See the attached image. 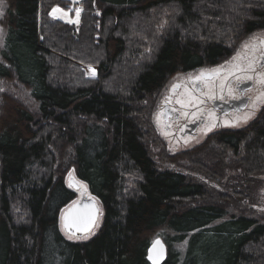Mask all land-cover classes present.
Segmentation results:
<instances>
[{
    "label": "trees",
    "instance_id": "16d2710c",
    "mask_svg": "<svg viewBox=\"0 0 264 264\" xmlns=\"http://www.w3.org/2000/svg\"><path fill=\"white\" fill-rule=\"evenodd\" d=\"M3 4L0 264H148L156 237L162 264H264V222L202 183L264 175V107L212 133V148L172 156L195 179L158 170L143 121L171 79L224 63L263 31L264 0H81L76 24L50 15L66 0ZM83 195L101 214L76 239L60 218Z\"/></svg>",
    "mask_w": 264,
    "mask_h": 264
},
{
    "label": "rangeland",
    "instance_id": "374dc122",
    "mask_svg": "<svg viewBox=\"0 0 264 264\" xmlns=\"http://www.w3.org/2000/svg\"><path fill=\"white\" fill-rule=\"evenodd\" d=\"M69 5L68 10H64L58 7L52 8L50 11V15L52 18L57 19L64 23L76 24L78 21V14H70V10L72 6H77V4L81 0H66ZM4 10L3 0H0V19L2 16V11ZM55 10V11H54ZM2 39V29L0 28V44ZM264 42V30L256 32L254 34L248 35L243 40L239 42V44L234 49L231 57L220 64L218 68L222 70V75L220 76V80L218 84H221L223 88L226 87L227 81L229 79H233L234 82H245L252 81L257 82L261 77L264 80V73L260 72L258 69L259 62V54L261 52V43ZM196 72V71H195ZM177 75L173 79H171L167 86L157 95L156 106L151 113L150 110L147 109V113H145L143 121L145 122L146 127H150L151 130V139L149 140V150L151 153V157L155 161L156 167L159 171H178L187 175L189 177H197L196 170L192 169L189 166L185 165V168H178V164H175L172 161V156H176L178 154L184 152H191L195 148H199L203 146H208L209 148L214 146L213 142H208V137L212 133H218L220 131H224L226 129L236 130L243 128L254 121L261 109L264 107V101L260 106L256 105L257 108L254 112L255 114L250 115L244 120H239L233 124H226V122L221 123L223 127L210 129L209 132H202L196 138H187L179 140L178 136L173 132L175 131V125L173 123H169V126L166 127L162 117V104L165 98L169 95V90L176 86L177 84L181 86V90L178 94L173 95V99L171 100V104L175 108V110L179 113L180 118H186L187 121L191 122L196 119L197 115L201 112L202 107H204V103L211 98H218L222 93H213V94H205V92H197L194 88L188 85L187 80L191 79L194 76V73ZM221 89V88H220ZM6 90L4 87V83L0 82V93ZM17 98H20V94H16ZM166 127V129H165ZM156 142H153V138ZM178 137V138H177ZM190 138V139H189ZM153 139V140H152ZM170 159V160H166ZM192 163V161L190 160ZM65 179L68 183L71 181L75 183L74 174L69 172L65 175ZM199 180H202L199 178ZM250 183L245 185V187H236L235 184L228 182L225 184L224 181L214 182L209 180H202L208 188L215 192L219 198H224L227 201L235 204L242 203L245 209L249 210L252 216L260 218L261 221L264 222V175L258 177L256 179L250 178ZM222 184V185H221ZM78 194V193H77ZM78 198V197H77ZM243 209V208H242ZM63 213V212H62ZM62 233L63 230L61 229ZM66 235V234H65ZM159 238V237H156ZM155 239V238H154Z\"/></svg>",
    "mask_w": 264,
    "mask_h": 264
},
{
    "label": "flooded vegetation",
    "instance_id": "af4514ba",
    "mask_svg": "<svg viewBox=\"0 0 264 264\" xmlns=\"http://www.w3.org/2000/svg\"><path fill=\"white\" fill-rule=\"evenodd\" d=\"M261 47L258 69L264 73V42L261 43ZM218 66L197 70L194 76L187 80L188 85L197 92L203 91L205 94L222 93L218 98L207 100L196 119L194 118L191 122L183 117L181 119L171 104L172 96L181 90V86L178 84L169 90V95L163 101L162 117L164 123L166 127L169 126V123L175 125L173 133L179 135H177L179 140L185 139L187 136L196 138L201 131L209 132L210 129L223 127L221 123L224 122L233 124L241 119L244 120L255 114L256 109L264 101V82L260 81L262 80L261 77L257 82H234L233 79H229L226 87L223 88L221 84H218L220 76L223 74ZM256 105H258L257 108Z\"/></svg>",
    "mask_w": 264,
    "mask_h": 264
},
{
    "label": "water",
    "instance_id": "95a60500",
    "mask_svg": "<svg viewBox=\"0 0 264 264\" xmlns=\"http://www.w3.org/2000/svg\"><path fill=\"white\" fill-rule=\"evenodd\" d=\"M70 186L74 191H77L78 188L75 184ZM100 214L97 203L91 197L83 195L72 202L61 214V229L72 238L88 237L96 229ZM167 254L165 243L160 238H155L146 248L145 261L148 264H162L166 260Z\"/></svg>",
    "mask_w": 264,
    "mask_h": 264
},
{
    "label": "snow or ice",
    "instance_id": "6c2138e0",
    "mask_svg": "<svg viewBox=\"0 0 264 264\" xmlns=\"http://www.w3.org/2000/svg\"><path fill=\"white\" fill-rule=\"evenodd\" d=\"M55 11V10H54ZM262 82H264V81H262ZM158 243V242H157Z\"/></svg>",
    "mask_w": 264,
    "mask_h": 264
}]
</instances>
